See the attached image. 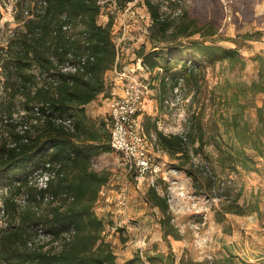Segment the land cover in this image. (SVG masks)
Here are the masks:
<instances>
[{"label":"trees","instance_id":"trees-1","mask_svg":"<svg viewBox=\"0 0 264 264\" xmlns=\"http://www.w3.org/2000/svg\"><path fill=\"white\" fill-rule=\"evenodd\" d=\"M102 1L15 0L18 25L0 45V186L5 189L0 264H118L102 236L105 222L93 210L109 175L93 169L90 158L109 151L108 133L104 123L97 125L86 116L85 109L100 94L109 97L105 73L124 69H117L112 21L98 23ZM112 1L122 9L135 0ZM140 1L150 16L149 37L155 45L148 52L141 46L136 56L149 71L159 67L158 59L244 64L236 48L215 43L216 29L192 17L181 0ZM183 65L188 77L198 82L196 67ZM254 86L264 91V75ZM240 107L235 102L229 120L233 137L242 150L262 155L260 133L248 129ZM257 117L264 128L263 108L257 109ZM189 125L183 134H165L150 117L142 118L155 147L180 161L190 159V150L198 154L207 143L198 114ZM243 152L227 151L224 157L247 167L250 158H239ZM51 172L53 177L40 186L36 178ZM146 201L162 213V239H180L170 224L165 196L151 186ZM40 235L48 240L41 241ZM145 258L150 264H175L172 252L155 251ZM131 261L143 264L139 253ZM192 264H233V256Z\"/></svg>","mask_w":264,"mask_h":264},{"label":"rangeland","instance_id":"rangeland-1","mask_svg":"<svg viewBox=\"0 0 264 264\" xmlns=\"http://www.w3.org/2000/svg\"><path fill=\"white\" fill-rule=\"evenodd\" d=\"M15 3L0 0V45L18 25L14 19ZM181 3L200 23H211L216 29L215 43L236 48L244 64L232 65L227 60L210 64L204 59L166 63L158 59L159 67L153 71L144 66L142 70L136 69L141 63L136 50L144 46L148 52L155 45L149 37L150 16L140 0L122 9L112 0H103L98 23L112 21L117 69L135 68L148 87L141 119L144 115L150 117L165 134H183L198 114L207 143L198 154L190 150V159L184 157L180 161L155 147L153 135L147 136L153 144L155 161L165 172L156 178H138L135 173H127L110 148L108 152L92 155V168L109 175L93 210L105 222L102 236L111 245L118 264H138L131 261L134 255L139 253L145 258L146 253L155 251L172 252L175 264L211 261L227 254L233 256V264H264V153L242 150L229 126L238 102L248 129L259 132L264 142V128L257 117L258 108H263L264 114V91L251 87L261 82L264 75V0H181ZM156 45L161 48L164 44ZM183 62L186 68L196 67L198 82L188 77ZM106 79L107 88L116 95L110 94L108 99L100 95L86 113L97 125L104 123L105 128L110 100L121 95L122 89V82L113 72ZM227 151L235 155L244 151L239 158L242 155L250 158L247 167L231 163L224 157ZM42 179L36 178L39 185ZM151 186L167 199L170 224L180 239L172 236L162 239L159 223L162 213L146 201ZM4 190L0 186V203ZM3 226L0 211V227ZM39 238L43 242L48 240Z\"/></svg>","mask_w":264,"mask_h":264},{"label":"built area","instance_id":"built-area-1","mask_svg":"<svg viewBox=\"0 0 264 264\" xmlns=\"http://www.w3.org/2000/svg\"><path fill=\"white\" fill-rule=\"evenodd\" d=\"M74 70V68H70ZM142 70L141 63L137 68ZM135 68L124 67L121 71L114 69L115 76L122 82V93L113 97L109 103L107 128L111 152L116 153L127 173H135L138 178L150 176L156 178L165 174L163 166L156 163L153 155V144L147 138L142 126V104L148 92L147 84L136 74ZM70 125V120H57ZM54 172L44 173L42 184ZM161 178V177H160ZM165 180L166 177L162 176ZM39 237H43L40 235ZM143 264H150L145 258Z\"/></svg>","mask_w":264,"mask_h":264},{"label":"crops","instance_id":"crops-1","mask_svg":"<svg viewBox=\"0 0 264 264\" xmlns=\"http://www.w3.org/2000/svg\"><path fill=\"white\" fill-rule=\"evenodd\" d=\"M113 72V74H115L114 73V70H108L106 73H105V75H104V78H105V82H106V84H107V79H106V76H107V74L108 73H112ZM115 85L117 84V83H114ZM108 89V88H107ZM108 92H109V94H111V95H116V92H110V90L108 89ZM121 93H122V89H121ZM101 96H103L102 94H100ZM99 95V96H100ZM98 96V97H99ZM98 97L96 98V99H94L93 101H91L90 103H88L86 106H85V109H86V113H87V107L91 104V103H94L95 101H97L98 100ZM109 97H110V95H109ZM109 97H105L106 99H108ZM106 128H107V123H106ZM100 154V153H99Z\"/></svg>","mask_w":264,"mask_h":264}]
</instances>
